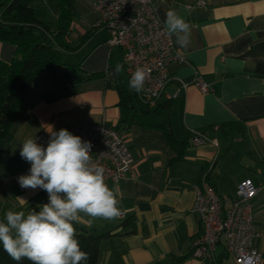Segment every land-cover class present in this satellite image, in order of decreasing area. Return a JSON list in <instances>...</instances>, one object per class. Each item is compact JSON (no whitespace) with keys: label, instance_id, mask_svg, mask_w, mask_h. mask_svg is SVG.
I'll list each match as a JSON object with an SVG mask.
<instances>
[{"label":"crops","instance_id":"crops-1","mask_svg":"<svg viewBox=\"0 0 264 264\" xmlns=\"http://www.w3.org/2000/svg\"><path fill=\"white\" fill-rule=\"evenodd\" d=\"M96 1L71 0L73 17L66 38L70 61L80 60L83 76L94 77L61 85L49 74H38L14 108L13 122L0 141V220L7 210L27 214L49 200L45 190L22 188L18 182L31 167L20 156L25 139L80 123H104L123 134L134 165L125 181L106 182L116 193L122 218L93 219L81 213L74 223L76 233L111 234L100 243L98 264H231L222 242L213 260L190 256L200 231L199 217L192 211L193 187L207 172L228 208L241 181L258 185L264 180V76L254 74L253 63L241 58L264 41V0H152L163 26L169 9L191 26L186 49L171 37L187 64L169 66L172 80L160 100L171 102L174 144L161 129L122 122L115 82L130 90L129 80L126 73V80L121 78L122 52L107 44L108 35L99 27ZM30 5L38 21L56 24V0H30ZM16 56L14 46L0 43L2 62ZM196 77L210 90L200 92L193 84ZM180 82L188 86L178 94ZM194 132L216 144L192 146ZM251 207L257 233L253 248L264 257V190L257 192ZM128 219L132 224L120 227Z\"/></svg>","mask_w":264,"mask_h":264},{"label":"built area","instance_id":"built-area-1","mask_svg":"<svg viewBox=\"0 0 264 264\" xmlns=\"http://www.w3.org/2000/svg\"><path fill=\"white\" fill-rule=\"evenodd\" d=\"M95 8L100 14L99 27L108 35L107 44L122 52L128 80L137 67L150 70L143 89L133 92L141 103L156 105L172 80L169 66L187 64V59L164 31L152 0H97ZM193 84L202 93L210 90L199 77ZM187 86L180 82L177 93ZM65 129L91 143L92 162L104 168L105 182L118 184L128 178L134 160L119 130L104 123H80ZM50 135L35 138L46 147ZM189 141L194 147L216 144L201 132L192 133ZM259 190H264V180L258 185L250 179L241 181L231 205L224 208L204 172L200 183L193 187L192 211L199 217L200 231L192 242L190 256L199 261L213 260L217 245L222 242L231 264H263L262 254L253 248L257 233L251 203ZM122 217L121 213L118 218Z\"/></svg>","mask_w":264,"mask_h":264},{"label":"clouds","instance_id":"clouds-1","mask_svg":"<svg viewBox=\"0 0 264 264\" xmlns=\"http://www.w3.org/2000/svg\"><path fill=\"white\" fill-rule=\"evenodd\" d=\"M164 31L175 36L180 48L190 45L191 26L175 9L166 11ZM120 70L117 65L115 71ZM149 75L150 70L137 67L129 89L139 93ZM49 133L46 147L36 138L22 142L20 156L31 167L18 178L22 188L45 190L49 200L27 214L7 210L0 220V244L17 264L24 259L31 264H87L89 253L81 249L74 223L81 213L116 219L121 215L119 201L105 182L104 168L92 162L90 142L67 129Z\"/></svg>","mask_w":264,"mask_h":264},{"label":"trees","instance_id":"trees-1","mask_svg":"<svg viewBox=\"0 0 264 264\" xmlns=\"http://www.w3.org/2000/svg\"><path fill=\"white\" fill-rule=\"evenodd\" d=\"M56 4L57 22L51 27L36 19L30 0H0V43L14 46L17 55L10 63L0 60V141L10 129L16 104L28 94L36 75L49 74L61 85L94 77L83 76L80 60L70 61L72 50L66 38L73 17L71 0H56ZM241 58L253 63L254 74L264 76V41L252 46ZM115 87L122 122L161 129L168 141L175 143L169 125L171 102H159L150 107L138 101L135 94L118 81ZM132 222V219L122 221L120 227H129ZM110 237V233L97 236L86 231L76 233L81 249L89 253L87 264H98L100 243ZM0 264H17L3 246H0ZM19 264L31 262L24 259Z\"/></svg>","mask_w":264,"mask_h":264},{"label":"rangeland","instance_id":"rangeland-1","mask_svg":"<svg viewBox=\"0 0 264 264\" xmlns=\"http://www.w3.org/2000/svg\"><path fill=\"white\" fill-rule=\"evenodd\" d=\"M121 78H122L123 80H126L125 72H124L123 69H122V72H121Z\"/></svg>","mask_w":264,"mask_h":264}]
</instances>
